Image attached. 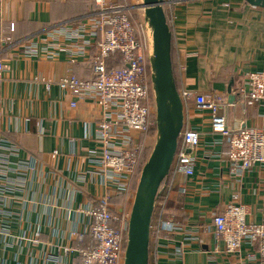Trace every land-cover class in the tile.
Returning a JSON list of instances; mask_svg holds the SVG:
<instances>
[{"label":"crops","instance_id":"crops-1","mask_svg":"<svg viewBox=\"0 0 264 264\" xmlns=\"http://www.w3.org/2000/svg\"><path fill=\"white\" fill-rule=\"evenodd\" d=\"M93 11L77 0H0V60L6 68L0 85V138L4 149H15L14 155L1 151L0 156L2 165L8 162L3 168L8 170L5 185L14 188L16 200L4 206L10 215L0 214V223L12 235L30 223L39 231L38 243L32 245L0 243V264H32L44 252L60 254V264H78V251L93 244L83 234L89 219L81 210L106 193L89 164L102 150L97 139L101 112L90 102L70 107L71 98L56 85L70 76L89 79L90 65L70 62L62 51H55L57 58H45L42 52L48 48L43 41L36 43L35 53L21 44L46 37L59 22L83 21ZM168 25L179 90L215 92L228 105L223 112L229 121L236 116L245 127L264 128V107L244 109L243 115L240 109L230 111V105L240 102L238 90L245 85V74L264 71V7L244 0H182ZM188 116L201 134L194 175L191 179L170 175L165 183H173L170 194L180 206L171 218L188 237L181 232L164 234L150 243L149 264H255L246 259L255 256L248 244L234 255L215 253L222 243L200 232L213 230L212 217L233 195L246 205L247 223L264 220V165L242 177L230 176L222 160L227 147L220 137L210 135L208 113L195 110L191 103ZM178 186L184 188L183 194ZM131 204V196H110L113 212L127 211ZM71 233L79 234L76 238ZM61 247L73 252L65 254Z\"/></svg>","mask_w":264,"mask_h":264},{"label":"built area","instance_id":"built-area-1","mask_svg":"<svg viewBox=\"0 0 264 264\" xmlns=\"http://www.w3.org/2000/svg\"><path fill=\"white\" fill-rule=\"evenodd\" d=\"M77 1L94 8L86 19L76 23L59 22L46 31V37L35 36L21 44L29 48V53H35L34 46L43 41L48 48L42 52L45 58H57L55 51H62L70 62L81 60L90 65L89 79L78 80L70 76L56 82L59 89L71 98L70 107H76L79 102H90L101 112L97 123V139L102 150L89 164L94 168V174L106 193L94 204L81 210L89 219L83 234L89 235L93 244L86 250L78 251V255L82 264H123L130 209L113 212L110 196L112 193L125 198L131 196L132 203L134 191L131 190V182L144 153L148 132L155 127V122L151 121L155 108L147 60L148 36L138 0L135 5V9L141 12L138 24L127 14V6L117 3L119 0ZM181 2L163 0L168 24L175 7ZM9 29H13V26L9 25ZM54 40L57 43H52ZM107 60L119 62L121 68L107 70ZM5 70L0 60V85L4 82ZM49 84L46 82V87ZM244 84L238 90L240 102L230 105L232 113L240 109L243 115L244 109L264 107V71L245 74ZM178 93L183 107V125L169 176L191 179L194 175L201 134L192 127L189 120L188 106L191 103L195 110L208 113L210 135L220 137L226 145L227 151L222 160L230 176L242 177L256 165H264V128L245 127L241 117L233 116L229 121L223 112L228 105L219 100L215 92L193 94L179 90ZM135 134L139 136L134 137ZM1 142L0 138V152L7 151L8 156L15 154L14 148L4 149ZM3 163L0 156V214L5 216L10 215V212L4 206L16 200L13 198L14 188L5 185L8 170L3 168L8 162L6 165ZM173 186V183L164 185L160 194L167 195ZM178 187L183 194L184 188ZM165 200L166 197L163 201L158 197L152 216V245L164 234L174 236L181 232L188 237L179 224L165 215ZM247 214L246 205L238 201L237 195H233L222 211L212 217L210 225L213 230L200 232V235L204 237L211 234L222 243L221 250L215 249V253L234 255L240 252L243 244H248L255 256L248 255L246 259L255 264H264V220L259 224L247 223ZM38 233V228L30 223L21 229L20 234L12 235L9 228L0 223L2 244L11 241L17 247L32 245L38 243ZM78 234L71 233V237L77 238ZM56 248L60 251V247ZM61 251L65 254L73 252L69 247H61ZM60 257V254L57 256L44 252L39 261L32 259L30 263L46 264V261H50L52 264H60Z\"/></svg>","mask_w":264,"mask_h":264},{"label":"water","instance_id":"water-1","mask_svg":"<svg viewBox=\"0 0 264 264\" xmlns=\"http://www.w3.org/2000/svg\"><path fill=\"white\" fill-rule=\"evenodd\" d=\"M264 7V0H244ZM148 36L147 60L154 101L155 140L141 167L130 208L123 264H149L152 216L160 187L169 176L179 134L183 125V107L175 87L172 64V35L163 0H138ZM230 88L227 93L230 94ZM235 96L231 95L232 103Z\"/></svg>","mask_w":264,"mask_h":264},{"label":"trees","instance_id":"trees-1","mask_svg":"<svg viewBox=\"0 0 264 264\" xmlns=\"http://www.w3.org/2000/svg\"><path fill=\"white\" fill-rule=\"evenodd\" d=\"M83 3V2H82ZM133 13H131L132 15ZM133 16V20L135 22V24H137L139 22V20L137 19V16ZM171 64H172V71H173V77H174V83H175V87L176 89L179 91V85H178V76H177V72H176V68H175V63H174V59H173V51L171 50ZM106 68L107 70H112V69H120L121 68V64L115 60H107L106 61ZM151 121L154 122V117L152 116ZM154 140H155V127H152L149 132H148V136L147 139L145 141V149H144V153L138 163V167L136 170V174L131 182V190L134 191L135 190V186H136V182L137 179L139 177V173L141 170L142 165L144 164L145 160L147 159L153 144H154ZM169 177V176H168ZM168 177L165 179V181L162 183L161 187H160V192L163 188V186L165 185ZM166 197L165 203H164V213L167 217H172L174 219V213L177 212L180 209L179 206V201L178 199H175L174 197H172V195L170 193H168L167 195L161 193L159 196V200L163 201L164 198ZM118 200V198H116ZM119 201V200H118ZM155 212V211H154ZM153 237V233H151L150 235V239H152ZM78 264H82V259L81 257L78 255ZM152 264V263H150Z\"/></svg>","mask_w":264,"mask_h":264},{"label":"rangeland","instance_id":"rangeland-1","mask_svg":"<svg viewBox=\"0 0 264 264\" xmlns=\"http://www.w3.org/2000/svg\"><path fill=\"white\" fill-rule=\"evenodd\" d=\"M120 1V2H119ZM119 1H117V3L118 4H124V5H126L127 6V8L129 9L128 10V15L132 18V21L134 22V20H133V14H134V16H137V19L139 20L140 19V10H137V9H135L136 7H135V5H136V3H137V1L136 0H119ZM131 13H133L132 15H131ZM135 23V22H134ZM138 24V23H137ZM124 211V210H123Z\"/></svg>","mask_w":264,"mask_h":264}]
</instances>
